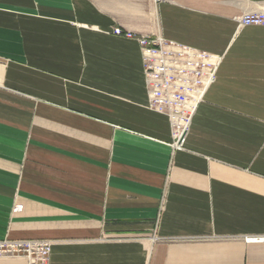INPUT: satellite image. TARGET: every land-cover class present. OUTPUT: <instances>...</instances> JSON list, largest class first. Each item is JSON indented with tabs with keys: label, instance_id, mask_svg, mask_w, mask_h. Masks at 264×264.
<instances>
[{
	"label": "crops",
	"instance_id": "obj_1",
	"mask_svg": "<svg viewBox=\"0 0 264 264\" xmlns=\"http://www.w3.org/2000/svg\"><path fill=\"white\" fill-rule=\"evenodd\" d=\"M249 12L264 0H0V240L50 241L49 264H264L246 242L264 238V25L241 26ZM114 27L219 57L183 148Z\"/></svg>",
	"mask_w": 264,
	"mask_h": 264
},
{
	"label": "built area",
	"instance_id": "obj_2",
	"mask_svg": "<svg viewBox=\"0 0 264 264\" xmlns=\"http://www.w3.org/2000/svg\"><path fill=\"white\" fill-rule=\"evenodd\" d=\"M152 5L170 0H145ZM241 26L264 25L263 12H249L239 18ZM110 34L137 43L143 68L147 107L164 115L169 123L172 149L183 148L192 118L210 86L215 82L219 57L165 40L160 35H140L120 27ZM22 210L16 205L13 212ZM246 242H264L247 238ZM52 243L47 240H0V260L23 259L26 264H49Z\"/></svg>",
	"mask_w": 264,
	"mask_h": 264
}]
</instances>
